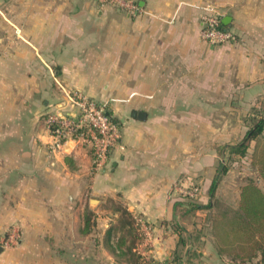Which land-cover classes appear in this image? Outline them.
Here are the masks:
<instances>
[{"label":"crops","instance_id":"1","mask_svg":"<svg viewBox=\"0 0 264 264\" xmlns=\"http://www.w3.org/2000/svg\"><path fill=\"white\" fill-rule=\"evenodd\" d=\"M136 1L133 15L99 0H0V264H70L72 251L89 261L81 218L90 193L96 206L118 199L153 223L139 251L155 264H261L223 245L215 223L229 230L264 137L221 174L214 195L210 187L228 145L247 132L229 128L228 105L264 99V0ZM210 8L236 41L203 37ZM62 87L105 103L119 121L102 171L80 140L52 149L45 117L68 110ZM180 182L201 185L194 219L183 214ZM12 225L21 240L10 247Z\"/></svg>","mask_w":264,"mask_h":264},{"label":"built area","instance_id":"2","mask_svg":"<svg viewBox=\"0 0 264 264\" xmlns=\"http://www.w3.org/2000/svg\"><path fill=\"white\" fill-rule=\"evenodd\" d=\"M102 5H113L129 14H138L142 9L136 0H99ZM203 37L213 45L234 42L237 39L233 29L222 20L220 9L210 8L201 15ZM64 100L68 110H53L47 113L45 123L52 140L53 150L60 149L70 139L82 141L93 154V171L104 170L109 162L112 148L118 144L120 125L109 112L107 105L89 94L74 89L63 88ZM176 188L183 199L198 198L201 185L198 182L176 183ZM143 232L142 243L151 244L154 232L153 223L143 217H136ZM21 232L17 225H12L3 237L6 246L17 245Z\"/></svg>","mask_w":264,"mask_h":264},{"label":"trees","instance_id":"3","mask_svg":"<svg viewBox=\"0 0 264 264\" xmlns=\"http://www.w3.org/2000/svg\"><path fill=\"white\" fill-rule=\"evenodd\" d=\"M115 120L119 123L117 119ZM263 132L264 116L256 120L239 142L228 145V152L241 156L246 155L250 142L258 138ZM252 157V163L257 162L259 165L258 171L254 175L249 176L248 183L242 187L240 206L227 221L229 230L227 232L219 231L224 226L218 221L215 223V229L218 240L223 245H226L228 249L235 252L240 260L245 262L259 254L260 262L264 264V144L257 146ZM228 169L229 165L225 159L218 168L219 175L215 177L211 184L210 193L212 195L216 192L221 174L227 172ZM197 199H183L182 202L188 205L191 211H194L205 206L199 203ZM123 213L125 215L119 218L122 227L129 226V230L131 231L137 228L139 230L138 233L142 236L143 232L136 217L133 220V214L126 207L123 209ZM115 227L112 225L107 230L108 236L111 235ZM234 242H236V246L233 245ZM127 250L137 260L140 258L145 260V257L134 243H131L127 247Z\"/></svg>","mask_w":264,"mask_h":264},{"label":"rangeland","instance_id":"4","mask_svg":"<svg viewBox=\"0 0 264 264\" xmlns=\"http://www.w3.org/2000/svg\"><path fill=\"white\" fill-rule=\"evenodd\" d=\"M228 112V120L234 122L232 125L229 123V128L231 126L237 127L239 124H243L248 130L251 126H253L256 120L264 116V99H262L259 104L228 105ZM216 121H219V115ZM261 135L264 137V133ZM262 145L263 144L261 143L260 146ZM226 158L230 168L233 167L235 161L241 157L235 153H228ZM252 166L254 169H258L259 167L257 162L252 163ZM92 195L93 194L90 193L86 199L83 215L81 218V232L84 234L85 241H87L85 246V258L89 261L82 262L81 260H78L79 262H76V260H74V258L77 257L76 253L72 251L69 255V259L71 261L70 264H155V262H151L148 258H146L147 256H145L142 252L141 253L145 257V260L142 258L137 260L134 258L132 253L127 250V247L131 243H134L137 249L140 250L139 247L142 242L143 234L140 236V233H138L139 230L137 228L131 231L129 230V226L122 227L119 218L122 215H125L123 213V209L126 206L118 199L106 200L102 203V205L96 206L98 205L99 201L97 199L90 201L89 197ZM102 207L105 209L104 212L101 211ZM184 209L185 212L183 214H186V220L188 218H195L196 210L191 211L186 204ZM105 217L106 220L104 219ZM130 217L132 218V216ZM134 217L135 216L133 215V220ZM112 225L116 227L112 230L111 235L108 236L107 230ZM193 236H195L194 232ZM186 237H189L188 233H186L184 236H181V240L184 242ZM100 244H102V247L99 248ZM58 250L59 249L56 251ZM193 252L194 254L196 253V255L198 253L197 251ZM110 254L111 257L107 258Z\"/></svg>","mask_w":264,"mask_h":264},{"label":"water","instance_id":"5","mask_svg":"<svg viewBox=\"0 0 264 264\" xmlns=\"http://www.w3.org/2000/svg\"><path fill=\"white\" fill-rule=\"evenodd\" d=\"M225 21H227V19H225Z\"/></svg>","mask_w":264,"mask_h":264}]
</instances>
